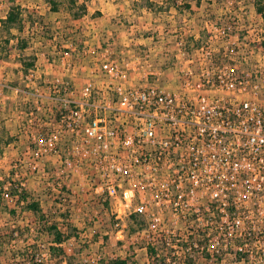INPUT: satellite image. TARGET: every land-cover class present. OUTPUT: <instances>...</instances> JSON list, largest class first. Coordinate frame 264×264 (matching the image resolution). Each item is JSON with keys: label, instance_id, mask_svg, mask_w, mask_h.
I'll return each mask as SVG.
<instances>
[{"label": "built area", "instance_id": "built-area-1", "mask_svg": "<svg viewBox=\"0 0 264 264\" xmlns=\"http://www.w3.org/2000/svg\"><path fill=\"white\" fill-rule=\"evenodd\" d=\"M206 27L209 41L178 44L172 75L141 72L132 50L96 38L83 50V81L28 90L24 128L41 131L38 157L59 154L69 136L117 226L133 214L149 221L157 258L162 236L169 262L264 264V15ZM39 72L25 75L27 89Z\"/></svg>", "mask_w": 264, "mask_h": 264}, {"label": "rangeland", "instance_id": "rangeland-1", "mask_svg": "<svg viewBox=\"0 0 264 264\" xmlns=\"http://www.w3.org/2000/svg\"><path fill=\"white\" fill-rule=\"evenodd\" d=\"M101 1L104 0H78L73 4V0H0V182H6L5 190L10 186L6 179L21 182L32 199L40 202L50 224L58 222L64 234L70 237L63 245L64 255L52 258L49 253L53 237L44 233L37 224L40 219L26 211L12 217L9 210L15 207L14 200L9 191H2L0 236L13 229L24 230L21 240H9L5 245L3 264H32L36 254L37 261L34 263L43 264H104L117 258L131 259L135 264H152L148 253L149 246H152L149 221L140 216L137 220L129 217L117 226L113 206L95 194L93 188L96 184H88V163L79 164L72 156L69 136L62 141L59 154L38 157L35 140L41 137V131L37 124L27 130L24 128V112L30 110L31 104L27 101L30 97H26L22 90L35 92L47 89V83L53 78L65 80L71 74L76 77V82L85 79L88 72L81 66L83 50L91 45L88 30L94 24L102 28ZM118 1L124 4L121 15L108 19L103 27V35L96 32L100 35L97 40L119 49L123 47L119 45L120 38H133L136 43L131 44L130 50L137 63L145 66L141 72L151 64V69L166 75L173 74L174 65L179 61L175 57L178 44L189 49L198 42L209 41L206 27L209 22L228 16L255 17L259 15L257 4L260 2L203 0L197 4L195 0ZM186 4L190 7H186ZM261 4L264 5V1ZM15 7L21 13L22 29L14 27L8 30L2 20ZM52 13L56 14L50 20L49 14ZM60 20L63 25L57 27L56 23ZM53 23L55 29L52 28ZM18 42H26L24 50L16 49ZM213 46L220 48L219 41H215ZM33 55L39 58V62L26 72L22 60ZM62 58H67L66 61L69 58L74 70H63L64 73L59 75L56 70L61 67ZM59 59L62 63H59ZM37 68L42 71L32 85L34 88L27 89L25 75ZM52 68L54 72L47 73ZM154 80L151 79L152 82ZM59 184L65 188V192H58L56 186ZM170 219V216H164V225L168 228L171 227ZM158 249L163 251L158 258L165 260L162 264L209 263L206 256L203 259L196 255L192 260L169 262L164 256L166 249Z\"/></svg>", "mask_w": 264, "mask_h": 264}, {"label": "trees", "instance_id": "trees-1", "mask_svg": "<svg viewBox=\"0 0 264 264\" xmlns=\"http://www.w3.org/2000/svg\"><path fill=\"white\" fill-rule=\"evenodd\" d=\"M77 1L78 0H73V4H76ZM202 1L203 0H195L197 4H200ZM259 1L260 2L257 4V12L259 14L264 15V5L261 4V2H263L264 0H259ZM186 7H190V6L186 4ZM85 10L86 9L84 7V11ZM75 19L77 20V17H75ZM21 23H22L21 13L19 12V8H16V7L10 9L6 18L2 20V24H4L8 28V30L14 27L15 28L18 27L21 30L22 29V27L20 26ZM7 42L9 43V41ZM24 47H26V42L25 44L24 43L21 44V42H18L16 45V49L18 51L24 50ZM38 62H39V58L34 55L27 56L25 59L22 60V64L26 72L29 71V68H35ZM6 181L10 183V186L7 190H5L4 186L6 182H0V192H1L0 199L2 198V191L3 192L9 191L8 193L14 200V204H15V207L9 210V214L12 217H16L19 212L24 213L26 211V212L33 213L36 217H38L40 221H38L37 224L43 228L44 233H47L48 235H51L53 237L52 242H51L52 245L50 246V253H49L50 256L52 258L62 257V255H64L63 245L67 240L70 239V237L64 234L58 222H53L52 224H50L51 221L46 219L47 216L44 210L42 209L40 202L32 199V196L29 190L21 182H16L15 180H13V178H8L6 179ZM64 189L65 188H62L60 192L61 193L65 192ZM130 217L131 219L137 220L139 216L136 214H133ZM23 232L24 230L22 228H17V229H13L9 231L8 234H5V233L1 234L0 236V264H3L2 256L5 253V249H4L5 245L8 243L9 240L13 242H17L21 240ZM158 242H159L158 248L162 247V248L167 249L165 247L162 236L158 238ZM148 253L152 259V264H159V261H161V264L165 263V260L162 261L156 257L158 253L156 247L149 246ZM37 255L38 254H36L35 258L32 260V264H43L41 262L34 263L35 260L37 261ZM106 262L107 261H105L104 264H135V262L131 261V259H122V258L112 259V260H109L107 263Z\"/></svg>", "mask_w": 264, "mask_h": 264}, {"label": "crops", "instance_id": "crops-1", "mask_svg": "<svg viewBox=\"0 0 264 264\" xmlns=\"http://www.w3.org/2000/svg\"><path fill=\"white\" fill-rule=\"evenodd\" d=\"M125 3H127V1L125 2ZM24 6V5H23ZM27 7H30L29 5L27 6ZM123 7H124V4H122V2L121 1H118V0H104V1H101V13L103 14V16L101 17V19H102V21L100 22V23H102V28H101V26H96L95 24H94V26H92V29H89L88 30V36H90L91 38H90V42H91V44H93L92 42L94 41V40H96V38H98L100 35L99 34H101V35H103L102 34V31L104 30V25H105V23L108 21V19H112V18H117V17H119L120 15H121V13H122V9H123ZM88 8H89V5H88ZM42 15H45V14H43V13H41ZM54 14H56V13H52V14H49V19L51 20L52 18H53V15ZM100 18L98 19V20H101ZM103 20H105V22H103ZM64 22V21H63ZM45 23H47L46 21H45ZM54 24L55 23H53V27L52 28H54L55 29V26H54ZM56 24H58V26L57 27H62V21L60 20V21H57V23ZM96 24H97V22H96ZM94 32V33H93ZM99 33V34H97V33ZM126 41V42H125ZM128 41V42H127ZM119 42V45H121V46H123L122 48H124L125 50H129L130 49V46H131V44L132 43H136V41L132 38H129V37H126V38H120V40L118 41ZM178 44V43H177ZM125 47H127V48H125ZM75 51V50H74ZM61 59H59V63L61 62L60 61ZM65 60H67V58H65ZM68 61H70V59L68 58ZM62 63V62H61ZM41 71H42V69H41ZM52 71L54 72V68H52L49 72H47V73H49V74H51L52 73ZM57 72L56 73H60L59 75H62L63 73H64V71H63V68H62V66L61 67H59V69L58 70H56ZM43 73H46V72H43ZM25 87H26V85H25ZM22 92L24 93V95L26 96V97H29V91L28 90H22ZM23 98H24V96H23ZM22 98V99H23ZM2 98H0V100H1ZM12 99H16V98H12ZM17 100V99H16ZM24 100V99H23Z\"/></svg>", "mask_w": 264, "mask_h": 264}]
</instances>
